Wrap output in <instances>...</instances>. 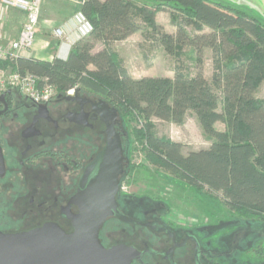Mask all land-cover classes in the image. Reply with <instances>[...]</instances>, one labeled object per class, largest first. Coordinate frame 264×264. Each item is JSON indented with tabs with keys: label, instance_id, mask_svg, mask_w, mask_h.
Here are the masks:
<instances>
[{
	"label": "trees",
	"instance_id": "1",
	"mask_svg": "<svg viewBox=\"0 0 264 264\" xmlns=\"http://www.w3.org/2000/svg\"><path fill=\"white\" fill-rule=\"evenodd\" d=\"M80 1V10L94 26L91 35L78 41L66 59L20 56L12 61L14 68L47 79L57 95L86 89L119 108L121 116L139 117L146 156L158 168L185 185L207 189L240 216L264 221V100L257 95L264 82V22L227 0ZM167 7L182 13L171 14L175 34L156 19ZM138 31L153 48L163 47L177 59L189 46L199 70L193 74L176 65L174 76L135 78L113 43ZM208 48L211 80L202 68ZM189 112L213 140L209 147L185 154L181 142L153 130L152 119L182 123ZM218 122L225 129H218ZM121 135L129 160L130 142L125 131ZM124 196L125 202L146 201Z\"/></svg>",
	"mask_w": 264,
	"mask_h": 264
},
{
	"label": "flooded vegetation",
	"instance_id": "2",
	"mask_svg": "<svg viewBox=\"0 0 264 264\" xmlns=\"http://www.w3.org/2000/svg\"><path fill=\"white\" fill-rule=\"evenodd\" d=\"M100 99L75 89L45 104L17 90L0 100L5 158V174L0 177L1 231H29L46 223L73 231L68 215L79 212L73 198L85 168L104 146L106 124L97 112ZM120 194L119 208L132 221L109 218L100 232L106 247H133L138 255L132 264H219L216 250L206 247L193 229L170 220V212L163 214L159 205L147 208L135 200L124 202ZM226 240L225 257L240 256V264H264L263 232L230 231Z\"/></svg>",
	"mask_w": 264,
	"mask_h": 264
},
{
	"label": "rangeland",
	"instance_id": "3",
	"mask_svg": "<svg viewBox=\"0 0 264 264\" xmlns=\"http://www.w3.org/2000/svg\"><path fill=\"white\" fill-rule=\"evenodd\" d=\"M227 1L246 8L264 22V0ZM8 8L12 7L5 4L1 5L0 20L3 19ZM79 10L80 5L74 2H55V11L59 15L69 12L73 15ZM173 12L177 15L182 14L178 10H171L168 7L163 8L158 13L157 21L165 31L175 34L177 29L171 22V14ZM12 18L14 23H20L21 27L25 20V14L23 11L13 8ZM136 33L137 35L130 39L126 38L113 43L114 48L118 50L123 58L125 66L135 78L149 75L174 76L173 69L176 65L184 67L193 74L199 70L195 53L189 46L185 47L184 53L177 59L163 47L153 48L150 42L145 41L141 31ZM4 42L6 40L0 41V43ZM59 42L60 38L53 32L48 41L50 54L45 52L43 57L57 56ZM98 48H100V45H98ZM31 52L29 50L26 53L30 55L32 54ZM212 65V50L208 48L205 50L202 68L205 76L210 78V80L213 72ZM0 66L7 72L16 70L11 60L0 61ZM80 90L84 94L100 98L88 93L86 89ZM257 95L264 100V82L259 87ZM121 121L122 126L118 130L121 134L125 131V138L130 142L129 160H125V170L130 165L134 166L129 173L125 172L122 176L121 184L125 187L124 190L120 191L122 199H124L126 194L134 195L144 198L146 201L142 203L147 208L153 204L159 205L160 212H163V214L170 212V220L181 226L193 229L201 237L206 247L214 248L216 253L219 254L217 258L219 264H230L231 262L240 264V256L227 258L223 255L226 249L225 241H227L228 232L232 231L235 233L242 231L244 228H251L264 233V221L240 216L230 210L219 197L209 195L207 189L202 190L194 185H185L169 172L158 168L147 158L145 140L138 134L144 129L142 120L139 117L128 115L121 116ZM152 122L153 130L159 136L181 142L183 144L182 150L185 154L207 148L213 140V137L205 132L193 112H189L182 123L163 121L157 118L152 119ZM216 126L220 130L225 128L222 122H218ZM135 201L140 202L138 199H135ZM255 243L256 241L254 240L253 244ZM237 254L239 255L240 252ZM252 256L254 255L251 254L249 257ZM262 258L264 260V255ZM260 259L254 258L252 260L259 261Z\"/></svg>",
	"mask_w": 264,
	"mask_h": 264
},
{
	"label": "water",
	"instance_id": "4",
	"mask_svg": "<svg viewBox=\"0 0 264 264\" xmlns=\"http://www.w3.org/2000/svg\"><path fill=\"white\" fill-rule=\"evenodd\" d=\"M8 90L0 96L4 100ZM62 95V94H59ZM70 98V97H69ZM97 112L106 124L103 148L87 165L73 202L78 213L68 217L73 231L56 223L22 232L0 230V264H132L138 251L125 244L106 247L100 237L105 222L117 217L132 221L119 208L121 179L125 174V156L119 108L101 98ZM5 174V158L0 145V177Z\"/></svg>",
	"mask_w": 264,
	"mask_h": 264
},
{
	"label": "built area",
	"instance_id": "5",
	"mask_svg": "<svg viewBox=\"0 0 264 264\" xmlns=\"http://www.w3.org/2000/svg\"><path fill=\"white\" fill-rule=\"evenodd\" d=\"M45 0H3V4L24 12L25 20L16 38L0 43V61H14L32 49ZM94 30L92 22L82 10L75 12L71 18L54 29L60 38L57 56L68 57L70 50L80 40L87 38ZM76 88L67 91L73 94ZM8 90H17L25 98L40 104L48 103L57 95V87L47 79L17 70L7 72L0 66V96ZM125 187L121 184V190Z\"/></svg>",
	"mask_w": 264,
	"mask_h": 264
},
{
	"label": "crops",
	"instance_id": "6",
	"mask_svg": "<svg viewBox=\"0 0 264 264\" xmlns=\"http://www.w3.org/2000/svg\"><path fill=\"white\" fill-rule=\"evenodd\" d=\"M67 1L68 2H74L80 6L82 5V1H80V0H45L43 7H42L41 17H40V21H39V25H38V29H37V35H36L37 40L35 41L32 49H31L32 54H30V55L32 57L44 59V60H52L55 57L53 55L50 57H47V58H45L43 56H44L45 52H49V54H50L48 41H49L51 34L54 32V29L56 27H59L62 24H64L72 16L71 12L65 13L62 15L57 14V12L55 11V2L58 3V2H67ZM2 2H3V0H0V7H1V5H4ZM158 13H157V16H158ZM12 15H13V8H8V10H6L5 16L3 17L2 20H0V41L6 40V42H7L9 39H11V38L13 39V38H16L18 36L19 30L21 28L19 25L20 23H14V19L12 18ZM156 19H157V17H156ZM170 33H172V32H170ZM135 35H137V33H134L133 35L129 36V38H127V39H130ZM98 45H100V47H103L102 43H98ZM113 47H114V45H113ZM30 55H28L27 53L24 54V56H27V57H29ZM208 79L210 80V78H208Z\"/></svg>",
	"mask_w": 264,
	"mask_h": 264
}]
</instances>
